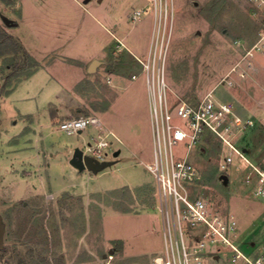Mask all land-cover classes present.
<instances>
[{"label":"rangeland","instance_id":"obj_1","mask_svg":"<svg viewBox=\"0 0 264 264\" xmlns=\"http://www.w3.org/2000/svg\"><path fill=\"white\" fill-rule=\"evenodd\" d=\"M59 1L51 13L57 22L70 24V28L60 26L62 30H72L75 22L77 32L84 34L86 27L91 28L87 21L95 16L110 32L124 24L125 30L138 27L136 33L148 35V46L151 42L158 60L161 55L165 61L171 102L178 96L196 102L212 93L232 101L242 120L250 119L253 126L239 131L234 141L251 164L235 154L228 168H221L229 149L206 132L190 153L196 167L190 190L193 197L205 198L213 210L233 214L242 251L258 256L264 199L255 194L259 174L251 165L264 171V52H249L264 28V11L250 0H168L169 7L157 12L152 0H104L101 4L80 0L82 6L72 0ZM16 3L0 0V24L5 29V18L13 20V14H19ZM138 9L142 14L134 19ZM91 35L97 33L86 37ZM110 35L100 79L87 74L77 81L83 69L61 57L69 53L85 60L96 54L99 43L92 38L56 43L69 52L54 53L61 60L48 56L51 71L41 69L34 76L40 62L37 67L22 53L0 56V213L6 225L0 264H153V257L164 250L160 189L146 166L153 157L150 119L145 115L148 103L129 105L127 90L116 88L114 82L117 74L129 77L130 86H138L139 93L144 79L132 80L131 74L139 66L143 70V65L126 50L120 51ZM17 63L26 67L25 74L16 70ZM59 82L73 85L83 96L82 105H69L73 111L68 119L92 115L97 124L78 134L59 129L64 116L56 117V106L49 104L57 103ZM26 94L30 99L24 100ZM118 94L121 97L112 107ZM29 110L32 117L22 115ZM118 124L123 130L130 124L138 128L141 135L135 148L116 135L112 126ZM109 130L114 133L109 137L112 165L94 173L70 163L77 147L85 149L99 133ZM176 149L181 152L182 147ZM117 150L120 154L114 156ZM216 245L221 255L215 264H228L231 249ZM233 263L245 262L235 259Z\"/></svg>","mask_w":264,"mask_h":264},{"label":"built area","instance_id":"obj_2","mask_svg":"<svg viewBox=\"0 0 264 264\" xmlns=\"http://www.w3.org/2000/svg\"><path fill=\"white\" fill-rule=\"evenodd\" d=\"M152 1L156 12L169 7L168 0ZM250 1L264 11V0ZM141 14L142 10H136L133 18L137 19ZM154 34L152 41L156 37ZM159 38L158 35V41ZM152 48L148 58L139 61L146 75L152 125L153 157L146 166L160 189V212L164 222V250L153 257V264H215L221 255L216 244H226L231 249L228 264L235 259H242L245 264H264V255L251 256L242 251L237 242L239 230L235 216L213 210L205 198L193 197L190 190L196 177L190 153L206 132H212L228 147L229 153L220 162V167L226 169L235 154L249 162L234 139L239 131L253 123L250 119L242 120L232 102L221 100L212 93L196 102L181 96L175 103L171 102L167 93L165 61L161 55L158 60V52L156 49L153 52ZM254 50L264 52V28L249 53ZM97 123L92 115L80 116L63 120L59 129L78 134ZM110 135L114 136L110 130L99 133L98 138L83 149L84 156L108 160L113 143ZM177 146L182 147L181 152L177 151ZM251 166L259 174L255 194L264 199V171Z\"/></svg>","mask_w":264,"mask_h":264},{"label":"crops","instance_id":"obj_3","mask_svg":"<svg viewBox=\"0 0 264 264\" xmlns=\"http://www.w3.org/2000/svg\"><path fill=\"white\" fill-rule=\"evenodd\" d=\"M79 1L80 0H72L74 4L77 3V4H80V6H82L81 3H79ZM103 1L104 0H96V3L101 4ZM16 2H17L16 8L17 10H19V14L18 16L13 14L14 16L12 18L13 20L17 22V24L14 26H8L6 29L9 32V34H12L14 37L18 38L23 44V46L25 47V49L36 60H38L41 63L42 66H40V68L32 76H34L35 74H39L41 69H46L48 72L51 71L52 63L50 64L47 62L48 61L47 59L50 57L51 54H53L52 56H54V58L56 57L55 60L57 59L61 60L59 58L61 55L60 54L54 55V53L60 50L69 52L68 50L66 51L64 48H60L59 44H56L58 42L75 43L78 41V39L84 40V39L92 38L93 40H95V43H99L97 44L98 47L95 50L96 54H90V56L86 57L85 60L78 59V57L72 54L69 55V53L64 54V55L61 53L62 59H66V62L69 61V62L75 63L76 65H78L79 67L83 69V71L81 72V77L77 81L84 80L87 74L88 75L91 74L90 75L91 77L93 75L94 78L96 79L101 78L102 58L104 57V55L106 54L110 46V43H111L109 39L110 34L112 38H115V41L117 42L119 46V50L120 51L126 50L128 54L132 56L134 61L138 60V62L141 63L139 59L146 60L149 56V53L151 50L150 49L151 42L148 46V41H149L148 35L147 37L145 36L144 38V36H142L141 34L136 33V30H138V27L134 29L130 28L128 30H125V25L123 24L122 27L117 26L116 32H112V31L110 32V29L107 27L106 23L104 24L102 21H100L95 16H93L91 17V19L87 21V24L91 26V28L88 30L86 27L84 34L77 32L78 28L75 27V22L72 23V27H73L72 30H69V29L62 30L59 28L60 26L69 27L70 24L67 23V21H65V23L57 22L56 20H54V15L51 13V10H53V12L55 11L53 9L54 7H56L55 5L57 3H60L59 0H16ZM12 8H10V10L14 13V10ZM6 9H9V8H6ZM93 9L98 11L97 8H93ZM39 11H40V15H39ZM35 15H36V19L34 20L33 17ZM152 31H153V27L151 30V39H150L151 41L153 37ZM89 32L97 33L98 36L91 35V37H86L89 34ZM103 33L105 36H103ZM34 41L36 42V44ZM67 45L68 44H66L65 47ZM93 60H98L99 63L94 70H91L89 65ZM105 73L109 74V72H105ZM110 74L114 76V74L112 73ZM134 75L136 76L135 78L133 77ZM91 77H88L89 81L93 80ZM141 77H143L144 79L143 85H145V87L142 88V90L139 89L140 90L139 93L137 89L138 86L136 85L130 86L128 82L129 77L123 76L121 74H117L116 77L114 78V82H115L116 88H120V89L122 88V90L124 89V91L127 90V93L129 94V100H128L129 105L134 103V106L136 107V105L139 106L140 103L142 105H146V102L148 103V108H146L147 105L145 106L146 108L145 115L149 117L150 119V131L152 134L151 114H150V104H149V90H148L145 72L142 70L141 66H139L131 74V78L132 80H140ZM57 87L59 88L58 90L61 89V92L56 93L55 99L57 100V103L56 104L49 103V104L56 106L57 108L56 117L64 116L62 120H66L71 116V112L73 111L69 108V105L70 107L82 105L83 96L79 94L78 92L74 91V88H72L73 85L69 87V85L59 82V85ZM17 88L18 87H16L13 91H15ZM62 88L65 89L64 90L65 92L62 90ZM30 97H31L30 95L26 94L23 98L24 100H27V99H30ZM120 97H121V94L120 95L118 94L115 97L112 103V107H115L114 105ZM234 109H235V112L237 113V109L235 108V106H234ZM77 110L79 112L81 111L79 108ZM22 115H31L30 117H32L33 112L29 110L27 112L22 113ZM129 117H132V116H129ZM58 118H61V117H58ZM100 119H101V122L104 123L103 118L101 117ZM112 128L116 131L115 132L116 135L121 137L124 140V143L126 142L127 145L130 144L133 148H135V146L138 145L139 141L137 139L140 137L141 134H140V131H138V128L135 126V124H130L128 127H126L125 130H128L127 132L123 130L119 124L117 125V127L112 126ZM112 128L110 130H113ZM128 136H133L134 140L130 141V138H128ZM238 230L240 231L239 228ZM261 234H262L261 239H260L261 243L260 245H258V248L260 250L259 255H264V230L261 231ZM252 245H253V242H252ZM248 255H251V254H248ZM2 264H6V263H2Z\"/></svg>","mask_w":264,"mask_h":264},{"label":"water","instance_id":"obj_4","mask_svg":"<svg viewBox=\"0 0 264 264\" xmlns=\"http://www.w3.org/2000/svg\"><path fill=\"white\" fill-rule=\"evenodd\" d=\"M4 21H5L7 26L16 25V23L11 19L5 18ZM98 63H99L98 60H94L90 65V69L94 70L96 68V66L98 65ZM119 154H120L119 150L114 152V156H118ZM70 163L75 168H78L79 170L88 169V170L93 171L94 173H98L99 171H101V170L105 169L106 167L112 165L114 163V160H106V161L95 160L88 155L84 156L83 149L77 147L74 150V153L70 159ZM222 177L225 180L228 179L226 175H223ZM5 232H6V225L4 223V219H3L2 214L0 213V249H2L4 247Z\"/></svg>","mask_w":264,"mask_h":264},{"label":"trees","instance_id":"obj_5","mask_svg":"<svg viewBox=\"0 0 264 264\" xmlns=\"http://www.w3.org/2000/svg\"><path fill=\"white\" fill-rule=\"evenodd\" d=\"M6 53L17 54L15 56H19L18 54L22 53L26 57V60L30 59L31 63H34V65H36L37 67L40 65L39 61L28 53L21 41L18 38H15L13 35L9 34L6 31L5 27L0 24V56ZM27 66L29 67L30 65ZM15 68L16 70H21L22 73L26 72V67L21 65L20 63H17ZM14 75L15 72L11 73L10 76L12 77Z\"/></svg>","mask_w":264,"mask_h":264}]
</instances>
